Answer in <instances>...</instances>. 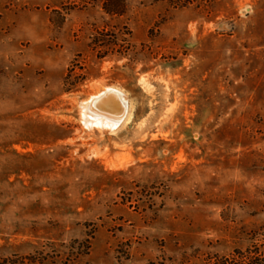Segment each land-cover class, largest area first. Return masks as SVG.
<instances>
[{
	"label": "rangeland",
	"instance_id": "1",
	"mask_svg": "<svg viewBox=\"0 0 264 264\" xmlns=\"http://www.w3.org/2000/svg\"><path fill=\"white\" fill-rule=\"evenodd\" d=\"M181 2L0 0V264H264V0Z\"/></svg>",
	"mask_w": 264,
	"mask_h": 264
},
{
	"label": "bare ground",
	"instance_id": "2",
	"mask_svg": "<svg viewBox=\"0 0 264 264\" xmlns=\"http://www.w3.org/2000/svg\"><path fill=\"white\" fill-rule=\"evenodd\" d=\"M78 108L84 126L101 131H113L131 118L126 95L114 86H106L80 100Z\"/></svg>",
	"mask_w": 264,
	"mask_h": 264
},
{
	"label": "trees",
	"instance_id": "3",
	"mask_svg": "<svg viewBox=\"0 0 264 264\" xmlns=\"http://www.w3.org/2000/svg\"><path fill=\"white\" fill-rule=\"evenodd\" d=\"M134 1V0H102V9L104 12L108 13V14H122L125 11L128 10L130 3ZM140 2H143L145 0H137ZM171 3H175V4H184V2L181 1H185V0H168ZM190 1V0H187ZM200 2H203L204 0H199ZM98 35H100L98 33ZM94 44H98L99 46L102 47V49H109L112 48L114 46H116L117 42L116 40H112L109 39L107 37H102V38H94ZM70 74L67 73L64 76V80L66 83L72 85L73 83H75V79L74 78H69Z\"/></svg>",
	"mask_w": 264,
	"mask_h": 264
}]
</instances>
